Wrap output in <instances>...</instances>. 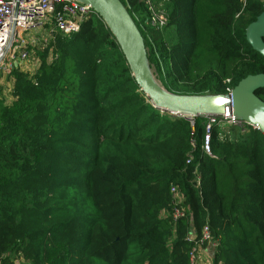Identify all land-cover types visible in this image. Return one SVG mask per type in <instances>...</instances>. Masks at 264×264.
Returning a JSON list of instances; mask_svg holds the SVG:
<instances>
[{
  "label": "trees",
  "instance_id": "obj_1",
  "mask_svg": "<svg viewBox=\"0 0 264 264\" xmlns=\"http://www.w3.org/2000/svg\"><path fill=\"white\" fill-rule=\"evenodd\" d=\"M120 1L166 91L226 93L264 73L245 37L263 1L153 0L161 29L142 1ZM34 54L35 71L13 67L11 99L0 97V264H189L186 236L204 225L212 264H264L259 129L213 126L205 153V118L156 108L99 16ZM171 185L188 210L176 220Z\"/></svg>",
  "mask_w": 264,
  "mask_h": 264
},
{
  "label": "built area",
  "instance_id": "obj_2",
  "mask_svg": "<svg viewBox=\"0 0 264 264\" xmlns=\"http://www.w3.org/2000/svg\"><path fill=\"white\" fill-rule=\"evenodd\" d=\"M148 10L146 23L155 29H161L167 21L166 12L158 8L153 0H140ZM264 2V0H261ZM90 16H98L89 4L78 0H0V79L10 76L13 67L34 72L39 64L28 69L25 61L34 48L51 36L52 31L70 34L79 30L80 24ZM48 59H52V53ZM230 92V88L226 89ZM204 139L201 148L205 153L210 152V133L213 126L219 129L238 127L242 132L249 127L257 126L233 116L231 108L227 107L220 115L207 114L204 116ZM198 185V178H196ZM172 198V210L169 215L173 220L188 214L184 205V195L177 186L171 185L169 189ZM186 240L191 243L188 252L189 264H212L214 249L218 240L212 238L207 225H204L199 234L190 230Z\"/></svg>",
  "mask_w": 264,
  "mask_h": 264
},
{
  "label": "water",
  "instance_id": "obj_3",
  "mask_svg": "<svg viewBox=\"0 0 264 264\" xmlns=\"http://www.w3.org/2000/svg\"><path fill=\"white\" fill-rule=\"evenodd\" d=\"M89 4L115 37L135 82L153 105L189 119L207 114L220 115L227 107L233 116L245 120L264 135V101L255 90L264 88V73L248 74L230 92L180 95L166 91L149 70L146 48L132 17L120 0H78ZM247 43L264 57V3L256 19L245 28Z\"/></svg>",
  "mask_w": 264,
  "mask_h": 264
},
{
  "label": "rangeland",
  "instance_id": "obj_4",
  "mask_svg": "<svg viewBox=\"0 0 264 264\" xmlns=\"http://www.w3.org/2000/svg\"><path fill=\"white\" fill-rule=\"evenodd\" d=\"M156 5H157L158 8L164 10V1L163 2L162 1L161 2H157ZM146 19H147V17H146ZM31 52H30L29 57L25 61V65H27L28 69H33L35 67V65H36L35 57H37V56L34 54V52H33V55H32ZM149 70L152 73L153 77L159 82V80L156 78V75L154 74L153 67L149 66ZM8 77L9 76L2 77L0 79V97L5 99L6 101H10V99H11L10 89H11L12 84H11V80Z\"/></svg>",
  "mask_w": 264,
  "mask_h": 264
},
{
  "label": "crops",
  "instance_id": "obj_5",
  "mask_svg": "<svg viewBox=\"0 0 264 264\" xmlns=\"http://www.w3.org/2000/svg\"><path fill=\"white\" fill-rule=\"evenodd\" d=\"M12 84V83H11ZM16 264H24V262H22L21 260L20 261H17Z\"/></svg>",
  "mask_w": 264,
  "mask_h": 264
}]
</instances>
